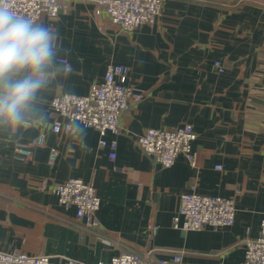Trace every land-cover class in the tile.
Here are the masks:
<instances>
[{"label":"crops","instance_id":"0c3cea01","mask_svg":"<svg viewBox=\"0 0 264 264\" xmlns=\"http://www.w3.org/2000/svg\"><path fill=\"white\" fill-rule=\"evenodd\" d=\"M37 23L58 32L60 67L69 70L40 94L42 115L26 119L29 126L0 128V250L88 264H107L124 250L152 251L169 264H241L244 240L260 236L264 218V0H164L156 22L134 32L112 24L93 0H60L58 18ZM115 65L129 69V84L144 98L123 115L118 134L107 132L108 143L118 142L112 159L94 128L70 123L85 128L83 140L54 133L56 121L68 122L50 102L87 95ZM183 124L197 135L195 166L180 155L164 168L137 142L150 128ZM40 134L45 145L16 159L17 144L31 146ZM70 178L95 188L98 227H86L53 192ZM186 193L235 198V223L175 228Z\"/></svg>","mask_w":264,"mask_h":264},{"label":"built area","instance_id":"2783aa9c","mask_svg":"<svg viewBox=\"0 0 264 264\" xmlns=\"http://www.w3.org/2000/svg\"><path fill=\"white\" fill-rule=\"evenodd\" d=\"M106 12L112 24L124 32H134L144 25L154 24L158 19L164 0H93ZM18 14L39 22L44 16L55 20L59 16L60 0H14ZM218 71L223 72L219 62L215 63ZM69 70V67H68ZM143 94L129 84V69L123 65L109 66L104 79L94 83L85 96L62 94L50 102L53 114L67 120L68 123L56 121L52 127L54 133L66 132L71 122L77 121L87 128L96 129L101 137V146H109L110 157L116 158L118 142L108 143L104 138L107 132L118 134L123 115L143 100ZM25 125H30L26 122ZM197 139L190 124L162 129L150 128L138 137L137 142L142 150L153 157L164 168L174 165L180 155H184L195 166L196 154L193 143ZM45 134H40L32 143L17 144L15 158L26 161L32 156V146L45 145ZM58 152L50 150L49 162L54 163ZM218 170L221 166L216 167ZM53 192L60 204L74 207L77 218L88 228L98 227V212L101 199L95 188L79 178H70L55 185ZM236 220V199L221 196L186 193L181 196L180 208L173 218L175 228L184 231H199L206 227L220 229L230 227ZM156 232V228L153 229ZM245 258L241 264H264V218L261 222V234L258 238L244 240ZM181 252L174 257L181 261ZM0 264H88L71 258L53 259L50 256H33L24 253H9L0 250ZM104 264V263H99ZM107 264H169L167 260L154 258L153 252L141 255L131 250L121 251Z\"/></svg>","mask_w":264,"mask_h":264},{"label":"clouds","instance_id":"9594fccd","mask_svg":"<svg viewBox=\"0 0 264 264\" xmlns=\"http://www.w3.org/2000/svg\"><path fill=\"white\" fill-rule=\"evenodd\" d=\"M58 40L52 27L18 14L14 0H0V128L15 130L42 115L40 94L68 70L60 67ZM68 127L81 140L87 136L79 124Z\"/></svg>","mask_w":264,"mask_h":264}]
</instances>
